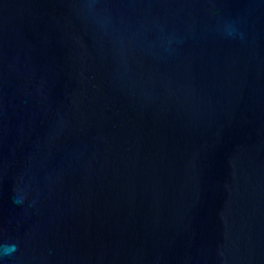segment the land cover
Instances as JSON below:
<instances>
[{"label": "water", "instance_id": "obj_1", "mask_svg": "<svg viewBox=\"0 0 264 264\" xmlns=\"http://www.w3.org/2000/svg\"><path fill=\"white\" fill-rule=\"evenodd\" d=\"M13 245L3 264H264V0H0Z\"/></svg>", "mask_w": 264, "mask_h": 264}, {"label": "clouds", "instance_id": "obj_2", "mask_svg": "<svg viewBox=\"0 0 264 264\" xmlns=\"http://www.w3.org/2000/svg\"><path fill=\"white\" fill-rule=\"evenodd\" d=\"M225 37L226 38H229V39H235V38H243V34L242 33H239L237 30L235 29H230L228 30L226 33H225ZM17 203H19L20 201H16ZM15 250V246H6L4 247L2 250H0V264H3V261H2V256H4L5 254H8L9 252L11 251H14Z\"/></svg>", "mask_w": 264, "mask_h": 264}]
</instances>
